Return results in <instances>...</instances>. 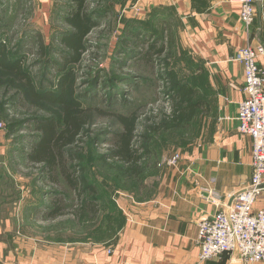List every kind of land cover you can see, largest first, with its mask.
I'll return each mask as SVG.
<instances>
[{"label":"rangeland","instance_id":"obj_1","mask_svg":"<svg viewBox=\"0 0 264 264\" xmlns=\"http://www.w3.org/2000/svg\"><path fill=\"white\" fill-rule=\"evenodd\" d=\"M136 1L86 0L87 12L96 27L85 38L86 53L72 67L75 100L83 109L105 113L96 115L94 112L77 148H70L74 152L81 150L82 156L80 165L72 163L71 170L82 168L88 182L97 189L99 209L95 218L85 213L79 219L69 214L55 221L41 220L42 210L50 205V194L63 193L70 210L79 204L63 181L58 186L50 184L39 166L29 164L26 159L32 143L39 138L32 121L59 118V110L31 100L19 79L0 70L1 242L15 232L55 243H103L114 236V196L118 191H133L138 182L125 175L120 164L99 161L109 148V142L99 144L97 140L105 136L108 141L120 129L111 115L136 111L139 116L136 147L140 154H144L141 151L144 144L153 151L156 146L169 153L182 149L190 133L189 127L168 132L156 129L171 108L163 87L165 79L158 77L170 48L167 46L154 67H149L130 56L131 47L126 49L122 44L123 40L132 42L130 33L139 34L143 39L146 32L151 38L147 41L151 43L161 31L160 24L149 22L143 13L132 8ZM71 9L69 0H0V43L5 44L11 60H21L23 70L38 92L57 89L61 73L48 63L50 60L61 62L56 51H65L59 41L62 35L71 32L65 24ZM131 79V85L126 83ZM155 156L141 158L139 178L146 176L148 167L158 159Z\"/></svg>","mask_w":264,"mask_h":264},{"label":"crops","instance_id":"obj_2","mask_svg":"<svg viewBox=\"0 0 264 264\" xmlns=\"http://www.w3.org/2000/svg\"><path fill=\"white\" fill-rule=\"evenodd\" d=\"M132 8L162 26L155 39L170 48L166 72L195 105L182 149L156 146L158 159L141 183L116 192L110 240L42 242L15 232L0 241V264H243L231 254L200 263L197 224L227 210L251 178L252 139L239 133L236 119L243 68L234 56L247 44L264 47V0H255L248 28L239 4L228 0H137ZM259 64L264 67V57ZM176 154L175 166H158Z\"/></svg>","mask_w":264,"mask_h":264},{"label":"trees","instance_id":"obj_3","mask_svg":"<svg viewBox=\"0 0 264 264\" xmlns=\"http://www.w3.org/2000/svg\"><path fill=\"white\" fill-rule=\"evenodd\" d=\"M69 1L72 4V9L69 11L65 24L71 29V32L62 35L59 41L65 51L55 50L61 61L60 64L52 60L48 63L50 68L61 73L55 91L38 92L29 75L23 70L21 60H11L8 57L5 44L0 43V70L9 72L19 79L23 83L24 92L31 100L56 106L59 110V118H38L32 121L34 130L39 133V138L32 143L26 159L29 164L39 166L42 175L49 180L50 184L58 186L63 181L67 188L73 192L75 200H78L79 204L76 207L72 206V210H70L64 201L63 193L50 194V205L45 206L41 212L43 215L41 220L45 221H55L69 214L79 219L85 213H89L91 217L95 218L99 209L96 203V187L88 182L82 168L75 171L70 167L72 163L80 165L82 161L81 150L74 152L70 148H77L76 146L90 125L91 118L95 115L94 112L96 115L105 114L99 110L83 109L73 97L75 78L72 67L78 64L83 54L86 53L85 38L96 27V23L87 12L86 0ZM129 36L133 38L132 42L122 41L126 49L131 47L128 50L129 55L142 60L149 67H154V63L163 55L165 49L162 44L160 45L161 40L155 39L150 43L148 42L150 39H141L139 34L130 33ZM143 49H146V52H142ZM161 65L163 72L161 74V69H159L158 77L165 79L163 87L167 99H170L171 108L169 113L163 115V121L156 129L178 130L191 121L195 105L190 99V92L175 84L172 76L166 72V67L169 66L167 60H163ZM96 81L93 82L94 85ZM131 82H133L132 79L126 83L131 85ZM111 116L120 129L114 132L108 141L105 140V136L97 140L99 144L109 142V148L105 154L99 157V161L102 163L114 161V163L120 164L125 175L140 182L138 164L141 158L147 157L148 159L149 155L150 158H153L155 152L151 148L149 150L148 144H144L141 148L144 154H140L141 152L136 147L139 120L136 111L128 115L114 114Z\"/></svg>","mask_w":264,"mask_h":264},{"label":"built area","instance_id":"obj_4","mask_svg":"<svg viewBox=\"0 0 264 264\" xmlns=\"http://www.w3.org/2000/svg\"><path fill=\"white\" fill-rule=\"evenodd\" d=\"M240 6L239 18L248 28L255 17V0H228ZM264 57L263 46L247 44L239 49L234 61L243 68L244 99L238 104V131L252 139V173L246 187L233 196L226 210L199 220L197 244L198 261L204 263L231 254L243 264H264V208L255 209L258 202L264 205ZM179 155L164 159L175 166Z\"/></svg>","mask_w":264,"mask_h":264},{"label":"water","instance_id":"obj_5","mask_svg":"<svg viewBox=\"0 0 264 264\" xmlns=\"http://www.w3.org/2000/svg\"><path fill=\"white\" fill-rule=\"evenodd\" d=\"M232 200H233V198H231V200L229 201V205H228V207H227L226 213H228V208L230 207V205H231V203H232Z\"/></svg>","mask_w":264,"mask_h":264}]
</instances>
